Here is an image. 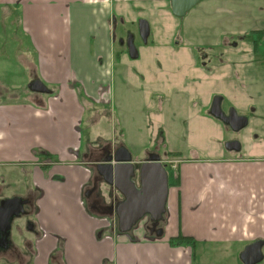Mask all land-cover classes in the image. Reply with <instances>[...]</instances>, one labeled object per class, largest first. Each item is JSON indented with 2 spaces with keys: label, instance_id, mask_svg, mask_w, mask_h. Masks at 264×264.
Listing matches in <instances>:
<instances>
[{
  "label": "crops",
  "instance_id": "obj_1",
  "mask_svg": "<svg viewBox=\"0 0 264 264\" xmlns=\"http://www.w3.org/2000/svg\"><path fill=\"white\" fill-rule=\"evenodd\" d=\"M0 12L16 14L36 55L35 61L28 63L30 72L50 90L45 95L33 91L23 99L4 97L0 101V188L4 192L3 188H10L15 180L23 184L18 194L32 186L38 189L39 214L34 224L40 230L39 237L44 234L39 241L40 256L33 264H195L196 251L202 246L224 239H230V243L241 235H264V140L258 139L264 137V55L256 56L258 43L253 44L250 53L256 61L248 58L256 65V72L252 63L242 64L239 73L233 71L234 91L241 95L240 102L225 110L224 96L213 94L205 109L206 117L220 123L225 132L234 130L210 114L215 96L222 98V111L232 108L247 117L246 126L250 118L261 121L263 128L258 129L256 142L245 146L251 159L241 153V143L239 150L226 148V143L239 141L230 137L223 139L220 147L236 156L223 162L200 167L175 157L174 162L180 163H174V167L171 164L175 182H168L161 235L146 229L147 216L129 231L120 232L115 205L123 196L104 181L95 164L123 147L130 154L138 178L140 164L151 154H157L166 169L171 163L169 157L178 152H169L164 158L158 153V145L157 150L139 160L122 140L124 131L111 109L115 94L113 68L116 56L120 57L113 48V2L0 0ZM259 37L264 44V31ZM220 43L231 44L227 38ZM90 109L96 110L89 121L90 130L98 126L96 134L83 130ZM161 140L164 142L159 133L155 144ZM190 153L198 159L196 149ZM92 182L95 201V196L88 200L83 196ZM199 182L203 183L202 196L210 195V201L203 204L209 210L202 211L209 220L205 226L189 225L195 211L192 206L202 204L194 201L196 194L191 190ZM198 217L191 216L201 219V214ZM250 223L254 225L249 227ZM20 230L17 238L12 233L10 239L25 253L24 241H32L38 231L33 234L23 227ZM180 233L197 241L194 252L187 245H170L169 238Z\"/></svg>",
  "mask_w": 264,
  "mask_h": 264
},
{
  "label": "rangeland",
  "instance_id": "obj_2",
  "mask_svg": "<svg viewBox=\"0 0 264 264\" xmlns=\"http://www.w3.org/2000/svg\"><path fill=\"white\" fill-rule=\"evenodd\" d=\"M111 2L115 17L113 48L114 53L120 55L116 56L113 68L115 94L111 109L121 125L119 128L124 131L120 132L122 140L134 158H145L157 150L158 145V153L164 158L169 152H178L169 157L171 163L166 168L171 183L175 182L174 163H180L174 162L177 159L201 167L235 157L236 154L220 147L221 141L228 137L238 139L244 147L241 153L251 159L245 146L256 142V134L263 128L261 121L250 118L246 127L225 132L220 123L206 117L205 109L213 94L224 96L222 106L225 110L240 102L241 95L234 91L233 71L239 73L242 64L252 63L248 58L256 61L250 57L254 43H258L256 56L264 55V44L259 37L264 31V0H200L181 17L171 12L168 0ZM7 14L0 12V101L4 97L23 99L32 94L29 83L34 72H30L28 63L36 58L16 14ZM142 18L150 27L146 42L138 30V20ZM126 31L134 35V45L139 52L137 58L128 56L125 43L119 42ZM223 38L231 44L222 45ZM95 113L96 110L87 111L83 123V130L89 133L92 130L94 134L99 128L90 130L89 121ZM248 115L251 112L248 111ZM159 133L163 134L164 142L155 144ZM258 139L263 141L264 137ZM192 148L198 151V159L192 158ZM10 186L3 188L4 194L18 192L23 184L14 180ZM202 188V182L191 186L196 194L194 201L202 202L200 207L192 206L195 211L191 216L201 214L202 218L190 216L189 225L209 223L207 213L202 211H209L203 204L210 201V195L202 196ZM14 237H18L15 231ZM229 240H219L197 249L195 264H235Z\"/></svg>",
  "mask_w": 264,
  "mask_h": 264
},
{
  "label": "water",
  "instance_id": "obj_3",
  "mask_svg": "<svg viewBox=\"0 0 264 264\" xmlns=\"http://www.w3.org/2000/svg\"><path fill=\"white\" fill-rule=\"evenodd\" d=\"M171 12L178 17L186 14L200 0H169ZM139 34L143 42L147 41L150 28L146 19L138 20ZM128 55L131 58L138 57V50L134 45L133 36L129 35L127 39ZM32 91L40 93H50L49 88L39 79L29 83ZM221 96L213 98L210 114L221 121L227 123L232 130L238 131L247 124V117L238 115L234 109L224 115L221 109ZM229 119V120H227ZM229 150H239L238 141L226 143ZM95 169L102 176L104 181L114 186L123 196L115 205L118 220V229L120 232L129 231L145 216L153 221V227L158 220L162 218L165 212V205L168 194V177L165 165L161 162L158 155L149 157L142 162L138 168V182L140 188H137L133 177L136 176V170L131 161L128 151L121 147L115 153L105 156L102 161L95 164ZM113 210V206L110 208ZM6 230L10 229L9 219L5 220ZM161 235V230L157 231ZM263 258L261 243L249 246L241 253V259L245 264H254Z\"/></svg>",
  "mask_w": 264,
  "mask_h": 264
},
{
  "label": "flooded vegetation",
  "instance_id": "obj_4",
  "mask_svg": "<svg viewBox=\"0 0 264 264\" xmlns=\"http://www.w3.org/2000/svg\"><path fill=\"white\" fill-rule=\"evenodd\" d=\"M129 35H132L134 39L133 33H130L128 31H126L124 39L119 38L120 43H125L127 52V39ZM35 79L37 78H32L30 83ZM228 111H223V114L228 115ZM155 155L157 154H151L150 157ZM167 166H169L168 163ZM133 180L136 182L137 186L139 184L138 178L134 176ZM94 185V182H92L90 188L83 191L84 199L88 200L92 198V196H95L96 198L93 201L97 200L96 188ZM38 196V189L34 186L29 189H25L22 194L14 192L9 195H5L3 193V190L0 189V264H33V262L37 260V258H39V241L43 238L42 235L44 233L42 232V235L39 237L40 230L39 228L38 230H36L34 224V221H36L39 214V208L37 206V200L39 198ZM164 214L165 213L162 214V218L158 220L155 227H153L154 222L150 220V217H147L148 221L146 229L150 233H157V231L160 230L161 223L164 221ZM6 219H9L10 221V229L8 230H6ZM103 219L108 223L106 217H103ZM18 221H22V225H18ZM110 224L111 223H108L109 226ZM21 226L23 227V229H26L33 234L37 233L38 231V235L35 236L32 241H24L26 245L25 253L24 251L21 252L16 246H14L13 242L10 239V236L12 233H14V231L17 235H20L22 231L20 230L22 228ZM256 243H261L263 258L259 262L254 264H261L264 261V235H253L251 237L241 235L240 237H238V239L231 241L229 245L230 248H232V250L234 251L235 264H245L241 259V253L246 248ZM9 258L13 259V262L9 261Z\"/></svg>",
  "mask_w": 264,
  "mask_h": 264
},
{
  "label": "trees",
  "instance_id": "obj_5",
  "mask_svg": "<svg viewBox=\"0 0 264 264\" xmlns=\"http://www.w3.org/2000/svg\"><path fill=\"white\" fill-rule=\"evenodd\" d=\"M169 3H170V1H169ZM170 7H171V5H170ZM114 20H115V18H114ZM114 20H113V22H114ZM170 154L171 153H169V155ZM169 243L172 246L187 245V246H190L193 249V251H195L197 241L192 236L183 235L180 233L176 236L170 237ZM193 256L195 257V254H193Z\"/></svg>",
  "mask_w": 264,
  "mask_h": 264
}]
</instances>
